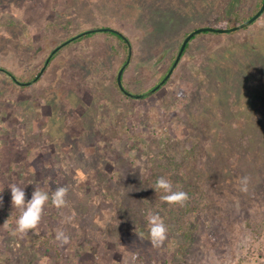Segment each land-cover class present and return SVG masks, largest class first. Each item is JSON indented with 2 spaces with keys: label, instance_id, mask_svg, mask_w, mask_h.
I'll use <instances>...</instances> for the list:
<instances>
[{
  "label": "rangeland",
  "instance_id": "1",
  "mask_svg": "<svg viewBox=\"0 0 264 264\" xmlns=\"http://www.w3.org/2000/svg\"><path fill=\"white\" fill-rule=\"evenodd\" d=\"M251 1L0 0V68L31 81L60 43L109 27L130 45L123 87L142 94L171 66L186 33ZM260 32L264 13L243 29L201 34L167 83L143 98L119 92L129 48L106 31L61 47L29 85L0 69V264H264V97L252 106L217 68L219 55ZM251 110L258 127L247 120ZM165 165L175 171L174 190L194 192L190 212L178 203L162 214L152 204ZM13 185L26 199L49 194L26 233L16 231ZM60 187L66 204L56 208L51 196ZM153 215L167 227L159 247L148 235Z\"/></svg>",
  "mask_w": 264,
  "mask_h": 264
},
{
  "label": "trees",
  "instance_id": "2",
  "mask_svg": "<svg viewBox=\"0 0 264 264\" xmlns=\"http://www.w3.org/2000/svg\"><path fill=\"white\" fill-rule=\"evenodd\" d=\"M261 4H262V0H253V1L250 2V5H249L248 9H246L245 7H240L239 9H237L233 13L231 18L224 19L220 23L213 25V27L227 28V27H232V26H235L237 24H240V23L244 22L245 20H247L248 18H250L259 9ZM106 33L114 36L116 38V40H118V42L125 47V50L128 48V45H127V41L128 40L122 33H120V34L118 33L117 34V33L111 32V31H106ZM207 33H211V32L198 33L197 35H194L191 38V40H193L194 38L200 36L201 34H207ZM187 34L188 33H186V35ZM86 36H89V34L82 35L81 37L76 38V40H79L82 37H86ZM189 42L187 43L183 54L188 49ZM256 42H253V44L244 43L246 48L245 47L243 49L239 48V49H237L238 51H236V48H234L233 50H229L227 54H223L222 53V55H219L220 56L219 57V62H218L219 64L217 66L219 72H221L224 75L229 74V75L232 76L231 82L228 84L229 87H227V88H232V91H235L236 93L239 92V96H241V95L247 96V99L249 98V101H251V103L253 104L252 106L256 105V103H257V101H255L256 98L259 97V99H263V97H264V32H260L259 33V39H258V36H257ZM178 49H177L176 53L178 52ZM247 50H249V51L251 50L252 52H249V51L245 52ZM59 51H56L51 56V58L49 60V63L56 57V55L59 53ZM240 55L246 56L247 59H245V57H244V59H242L243 60L242 61L240 58H238L236 64L238 65L239 69L238 70L232 69V68L236 67V66H232V62L235 60V57H237V56L240 57ZM174 59H175V55L172 58V62L174 61ZM240 62H241V64H239ZM168 69L161 76V78H159L157 83L165 76V74L167 73ZM1 70H4V72H7V71H5V69H1ZM231 70L235 71V73L233 75L231 73H229ZM45 71H46V69H45ZM38 72H39V70L33 72L31 74L30 79H33L38 74ZM7 74H10V73L7 72ZM11 76L13 78V75H11ZM249 77H250L251 80L249 79ZM12 81H13V83H15V81L13 79H12ZM25 81H27V80L25 79ZM167 81L164 84H166ZM247 82H250V84H251V86L248 85L249 86L248 88L246 86L248 84ZM115 83H116V86H117L119 92L122 95H125L119 89V87L117 85V82H116V78H115ZM253 83L254 84L257 83V86H254ZM124 88L128 92H130L128 90V88H126V86H124ZM262 95H263V97H261ZM125 96L126 97H130V96H127V95H125ZM242 108H243L242 106H239L237 114H239V113L244 111V109H242ZM246 114H247V120L249 121V124L252 127H258L259 125H261V123L259 124L254 119V117H253V115L255 114L254 111L251 110L250 112H248ZM255 124H258V125L254 126ZM253 129H255V128H253ZM185 153L188 154L187 158L189 159L191 157V155L189 153H187L186 151H185ZM170 163H171V161H170ZM165 166H168L166 168H168V170H169V173L167 174V176H168L167 179L171 180L175 176V171H176V169H178L179 166L174 164L173 169H175V171L174 170H170L172 168L169 167V165H165ZM161 176H163V175H159V177H161ZM180 189L181 188L177 187V190L181 191ZM155 192L156 193H154V195H153V201H152L153 203L152 204H154V206L157 207V210H159V212L162 213V214H166V210L168 212H170L172 210L171 205H174V204L167 203V202L163 201L161 199L162 193L159 190H157ZM193 193H194L193 191H190L189 193H187V195L193 196L192 195ZM183 207H184L185 211L190 212L191 209H192L191 200L188 199V200L183 201Z\"/></svg>",
  "mask_w": 264,
  "mask_h": 264
},
{
  "label": "clouds",
  "instance_id": "3",
  "mask_svg": "<svg viewBox=\"0 0 264 264\" xmlns=\"http://www.w3.org/2000/svg\"><path fill=\"white\" fill-rule=\"evenodd\" d=\"M246 184V178L243 181ZM11 204L12 207L20 211V215L16 222V231L19 233H26L30 229H34L40 221L41 213L46 202L49 201V194L43 191H33L29 199H26L24 188L11 186ZM154 191L159 190L162 195L161 199L167 203L178 204L183 203L187 199V194L183 191L174 190L170 180L161 176L155 181ZM246 190L242 188V191ZM68 189L66 187L57 188L51 196V203L56 208L65 206V196ZM69 220L71 217L68 218ZM148 235L151 243L155 247H159L166 239L167 227L159 215H153L148 221ZM58 240L66 243L68 237L62 231L57 233Z\"/></svg>",
  "mask_w": 264,
  "mask_h": 264
},
{
  "label": "water",
  "instance_id": "4",
  "mask_svg": "<svg viewBox=\"0 0 264 264\" xmlns=\"http://www.w3.org/2000/svg\"><path fill=\"white\" fill-rule=\"evenodd\" d=\"M264 12V0H262V4L261 6L259 7V9L250 17L248 18L247 20H245L244 22L238 24V25H235V26H232V27H227V28H222V27H212V26H200V27H197L193 30H191L182 40L181 44H180V47L178 49V52L175 56V59L174 61L172 62L171 66L169 67L167 73L165 74V76L154 86L152 87L150 90L146 91L145 93H142V94H132L128 91H126L123 87V84H122V74H123V71H124V68L125 66L128 64L129 60H130V54H131V50H130V45H129V42L127 41V45H128V48H129V51H128V57H127V60L125 61V63L119 68L118 72H117V75H116V82H117V85L119 87V89L127 96H130V97H134V98H143L145 96H148L154 92H156L160 87H162L164 85V83L171 77L172 75V72L174 71V69L176 68L177 64L179 63L180 61V58L184 52V49L187 45V43L191 40V38L194 36V35H197L198 33H201V32H215V33H231V32H234V31H237V30H240V29H243L249 25H251L254 21H256L261 15L262 13ZM96 31H111V32H114V33H119V31L115 30V29H112V28H109V27H103V28H97V29H90V30H87V31H83L73 37H71L70 39L60 43L58 46H56L52 51L51 53L48 55V57L46 58L42 68L40 69L39 73L31 80V81H27V82H21L19 80H17L14 76H13V80L19 84V85H22V86H26V85H29L33 82H35L41 75L42 73L44 72L46 66L48 65L49 63V60L51 58V56L56 52L58 51L61 47H63L64 45H66L67 43H69L70 41L76 39V38H79L81 37L82 35H85V34H88V33H92V32H96Z\"/></svg>",
  "mask_w": 264,
  "mask_h": 264
},
{
  "label": "crops",
  "instance_id": "5",
  "mask_svg": "<svg viewBox=\"0 0 264 264\" xmlns=\"http://www.w3.org/2000/svg\"><path fill=\"white\" fill-rule=\"evenodd\" d=\"M79 255L76 254V257H78ZM79 259L81 258V256L78 257ZM73 259H74V255H73ZM73 264H75L74 260H73Z\"/></svg>",
  "mask_w": 264,
  "mask_h": 264
},
{
  "label": "flooded vegetation",
  "instance_id": "6",
  "mask_svg": "<svg viewBox=\"0 0 264 264\" xmlns=\"http://www.w3.org/2000/svg\"><path fill=\"white\" fill-rule=\"evenodd\" d=\"M9 75H10V77L12 78L11 74H9Z\"/></svg>",
  "mask_w": 264,
  "mask_h": 264
}]
</instances>
